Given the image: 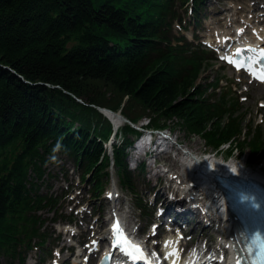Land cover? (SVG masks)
<instances>
[{"label":"trees","instance_id":"trees-1","mask_svg":"<svg viewBox=\"0 0 264 264\" xmlns=\"http://www.w3.org/2000/svg\"><path fill=\"white\" fill-rule=\"evenodd\" d=\"M189 2L0 0V260L25 264L29 250L45 246L39 212L58 199L40 189L57 155L72 159L84 182L92 175L101 193L112 130L98 107L147 116L154 128L174 122L214 149L229 145V154L264 156V126L247 120L231 87L198 84L210 57L173 29ZM201 6L195 0L194 17ZM122 132L114 160L131 186L125 149L137 132Z\"/></svg>","mask_w":264,"mask_h":264},{"label":"rangeland","instance_id":"rangeland-1","mask_svg":"<svg viewBox=\"0 0 264 264\" xmlns=\"http://www.w3.org/2000/svg\"><path fill=\"white\" fill-rule=\"evenodd\" d=\"M262 2V5L260 3ZM264 0H208L206 2V7L203 8V15H200L201 25L199 29V38L200 41L208 42L212 45H215L213 37L217 34V31H230L232 33L235 30H241L243 36L251 37V31L256 30V28H264ZM190 20L193 18L190 16ZM187 29L183 31L186 37L192 41V35L194 33V21H190V23H185ZM226 27V28H225ZM180 26H176V30L179 31ZM195 40V39H194ZM198 43V42H197ZM218 57V56H217ZM215 66H213L208 71H205L202 75L200 82L203 84L205 78L207 76H216V72L223 66L222 62H215ZM222 72L225 74L228 79H230L234 85L235 89L242 94L243 96H247L248 100L243 103L244 110L249 111V116H253L255 120L258 119L260 122L264 117V109H260L261 104H264V89L261 86L256 84L250 85L248 87V77L241 76L235 74L231 68H227ZM238 81H241L242 84L239 85ZM247 84V87H243V85ZM248 89V91H247ZM110 95V94H108ZM242 99V98H241ZM261 113V114H260ZM257 114L259 117L256 118ZM177 121V120H176ZM175 121V122H176ZM172 125L173 130L177 133V135L181 139L182 150H186V148L190 149L192 152H211L215 151L212 148H209L203 139L198 136L190 135L187 130H185L180 125H174V122H169ZM219 154L222 157L224 156V152L220 151ZM249 153L247 152L244 156L241 157L240 161L244 162L248 159ZM236 156L232 157V160L236 159ZM170 164H173L170 161ZM47 175H45L43 183L44 192H50L56 196L61 197V201L56 211H43L44 218H48L44 231H48L49 235H53V238L56 239V243L50 241L45 248L50 245L49 250H54L57 244V250L54 251L53 256L49 257L50 254L47 255V262L49 261L60 264L65 260L68 264L69 257L71 253L66 252L67 248L73 245L75 242L72 241V237H79L84 230H87L85 233V237L92 238L95 235V229L91 228L96 224V226L100 225L102 238L104 234H106L110 228V218L109 213V200L105 199V196L100 198L91 197L90 187L88 185H84L80 183L79 176L76 172H74V165L72 162L68 160L60 158L59 162L56 163H48L46 166ZM256 171L264 172V159L258 161L256 165L251 166ZM176 170L180 168L178 166L175 167ZM185 170V169H183ZM186 171V170H185ZM51 173L53 176H49ZM184 173V172H183ZM150 177V175L146 176V178ZM113 179L118 186L119 189H122L119 185V180L116 177V171L113 169ZM135 187L137 190L143 189V186H140L138 183V179L135 180ZM48 185L50 187H48ZM113 186L110 184L107 186L108 190H111ZM122 191V190H121ZM161 191V190H160ZM166 192V188L162 189V194ZM68 196V197H66ZM127 197V201L131 204V206H135V212L137 214L140 213V210L137 208L135 197L130 194L127 188L123 189V195H121V201L116 200L115 204H120ZM144 196V204L146 202H150L149 206L152 205L153 196L150 193L142 191V197ZM82 204L81 208L83 211L76 214L75 210H73L75 205ZM106 210V211H105ZM62 216H74L76 220H78V225L69 226L68 220L60 219ZM84 216V217H83ZM57 220V221H55ZM87 222V224H86ZM145 223V221L143 222ZM104 224V226H102ZM187 229L190 230L192 225L185 224ZM68 229H73L76 233V236L68 231ZM67 230V231H66ZM193 230V229H192ZM226 233L225 228H222L220 231H205L202 233L201 229H194L190 232L189 239L194 245L199 247L206 245L212 246L213 248L218 247L219 243H223L224 234ZM51 243V244H50ZM106 245V241H102V246ZM64 248L61 252L60 249ZM47 251H41V249L31 250L26 257L25 264H39L41 255H45ZM61 257V259L58 258ZM99 257V256H98ZM98 257L92 260V263H96ZM3 264H6L5 260H2Z\"/></svg>","mask_w":264,"mask_h":264},{"label":"bare ground","instance_id":"bare-ground-1","mask_svg":"<svg viewBox=\"0 0 264 264\" xmlns=\"http://www.w3.org/2000/svg\"><path fill=\"white\" fill-rule=\"evenodd\" d=\"M224 39H226V42H228V43H236V40L233 38H227L226 36H224ZM254 39H255V41H252V42L256 43L255 48H257V49H260V47L264 48V28L259 30V32H256V37ZM240 41L244 42V40H241V39H240ZM245 43H247V42L245 41ZM235 50H236L235 47L232 48L230 50V53L233 54L235 52ZM110 116L113 118V120L116 123H120V120H118V119H120L119 117H117L116 115H112V114H110ZM201 168L203 169V173L201 171L200 172L202 173L206 183L210 186V191H211L212 189H214L213 184H212V177L210 176L211 171L208 169H205L204 167H201ZM176 238L179 239V237H177V236H176ZM176 238L174 237V238L169 240L168 249H170V250L179 249L178 248L179 246H175L174 241H176ZM100 241H102V239H100V238L95 239V241L92 243V246L95 244H97V245L100 244ZM222 246L232 247L234 253L237 256L235 260L242 258V256H241V252H242L241 240H240L239 235L236 231L228 232L227 237L223 239ZM96 253H98V251H96ZM93 257H96V254H94Z\"/></svg>","mask_w":264,"mask_h":264},{"label":"snow or ice","instance_id":"snow-or-ice-1","mask_svg":"<svg viewBox=\"0 0 264 264\" xmlns=\"http://www.w3.org/2000/svg\"><path fill=\"white\" fill-rule=\"evenodd\" d=\"M260 58L264 59V50H261L260 52ZM231 62V61H230ZM237 69L239 70L241 67H243L242 63H237L236 65ZM255 75V73H253ZM258 79H260L262 82H264V69H261V74L257 77ZM114 233L117 236V239L114 243V247L116 246H120L122 251H125L127 254L132 255L133 253L139 254L141 252V249L139 248V246H133L130 244V242H128L126 240V238H123V234L119 229V224L117 223L116 225H114ZM127 246V247H125ZM264 247V246H262ZM131 249V252H128V249ZM175 253H173L174 255ZM262 257H264V252H262ZM133 258H137L136 256H134ZM237 264H241L240 260H237Z\"/></svg>","mask_w":264,"mask_h":264},{"label":"water","instance_id":"water-1","mask_svg":"<svg viewBox=\"0 0 264 264\" xmlns=\"http://www.w3.org/2000/svg\"><path fill=\"white\" fill-rule=\"evenodd\" d=\"M104 112H106V113H111L110 111H108V110H103Z\"/></svg>","mask_w":264,"mask_h":264}]
</instances>
